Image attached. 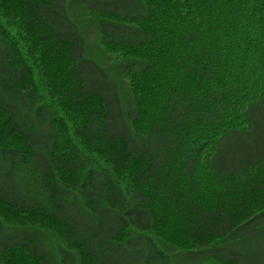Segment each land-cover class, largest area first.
Returning <instances> with one entry per match:
<instances>
[{"label": "trees", "instance_id": "obj_1", "mask_svg": "<svg viewBox=\"0 0 264 264\" xmlns=\"http://www.w3.org/2000/svg\"><path fill=\"white\" fill-rule=\"evenodd\" d=\"M18 250L264 264V0H0V264Z\"/></svg>", "mask_w": 264, "mask_h": 264}, {"label": "rangeland", "instance_id": "obj_2", "mask_svg": "<svg viewBox=\"0 0 264 264\" xmlns=\"http://www.w3.org/2000/svg\"><path fill=\"white\" fill-rule=\"evenodd\" d=\"M68 6H69L68 8L69 14L73 16L74 19L80 24L81 30L85 35L88 55L95 56L97 59L99 58L102 60L104 59L105 65H107L112 75H114L116 78H121L118 75V73L115 71V67H114L115 64H110V62L113 60L111 59L110 56H108L105 52H103L104 50L99 45L100 43L98 41V33L95 22L89 17L85 7L79 5L77 2H71V1H69ZM122 89L124 91H127V87H125L124 82ZM56 236L57 233L50 230L47 231V238H49L53 242V244L59 242ZM177 254L178 255H176V253L171 255L172 264H188L181 254L179 253ZM11 264H34V263L33 260L30 257H28L23 250H18L14 253Z\"/></svg>", "mask_w": 264, "mask_h": 264}]
</instances>
